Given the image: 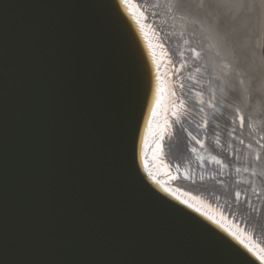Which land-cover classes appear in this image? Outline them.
<instances>
[{"label": "water", "instance_id": "1", "mask_svg": "<svg viewBox=\"0 0 264 264\" xmlns=\"http://www.w3.org/2000/svg\"><path fill=\"white\" fill-rule=\"evenodd\" d=\"M129 2L0 0V264H264L155 180L159 92L199 86Z\"/></svg>", "mask_w": 264, "mask_h": 264}, {"label": "bare ground", "instance_id": "2", "mask_svg": "<svg viewBox=\"0 0 264 264\" xmlns=\"http://www.w3.org/2000/svg\"><path fill=\"white\" fill-rule=\"evenodd\" d=\"M129 3L143 14L136 18L147 26L151 48L166 59L165 66L176 63L174 47L184 56L177 60L179 70L199 86L190 106L183 97L179 113L166 84L164 94L159 92L165 106L160 100L155 104L160 108L153 132L160 138L151 153L155 180L226 226L264 260V0ZM208 74L214 78L206 89ZM199 150L208 161L200 159ZM192 163L194 170L206 171L199 181L187 173Z\"/></svg>", "mask_w": 264, "mask_h": 264}, {"label": "snow or ice", "instance_id": "3", "mask_svg": "<svg viewBox=\"0 0 264 264\" xmlns=\"http://www.w3.org/2000/svg\"><path fill=\"white\" fill-rule=\"evenodd\" d=\"M241 121H243V117H241ZM199 210V209H198Z\"/></svg>", "mask_w": 264, "mask_h": 264}]
</instances>
